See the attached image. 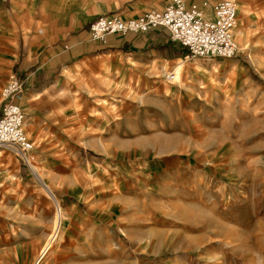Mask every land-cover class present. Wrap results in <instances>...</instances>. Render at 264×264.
<instances>
[{
  "label": "rangeland",
  "instance_id": "obj_1",
  "mask_svg": "<svg viewBox=\"0 0 264 264\" xmlns=\"http://www.w3.org/2000/svg\"><path fill=\"white\" fill-rule=\"evenodd\" d=\"M128 3L164 0H0V114L28 55L47 68L22 98L37 170L0 146V264H264V0L232 58L58 49Z\"/></svg>",
  "mask_w": 264,
  "mask_h": 264
},
{
  "label": "built area",
  "instance_id": "obj_2",
  "mask_svg": "<svg viewBox=\"0 0 264 264\" xmlns=\"http://www.w3.org/2000/svg\"><path fill=\"white\" fill-rule=\"evenodd\" d=\"M243 1L217 0L210 4L207 0H166L162 8H152L136 17L98 15L90 21L89 33L92 40L106 43L112 34H144L162 28L172 41L186 47L191 56L232 58L239 51L234 34ZM24 91V79L11 75L3 92L0 146L33 165L35 147L25 131V111L19 103Z\"/></svg>",
  "mask_w": 264,
  "mask_h": 264
},
{
  "label": "crops",
  "instance_id": "obj_3",
  "mask_svg": "<svg viewBox=\"0 0 264 264\" xmlns=\"http://www.w3.org/2000/svg\"><path fill=\"white\" fill-rule=\"evenodd\" d=\"M187 2L197 1V0H186ZM210 4L216 2L217 0H207ZM166 0H164L165 4ZM164 4L160 7L162 8ZM149 4H146V7ZM152 9V8H151ZM150 10V9H149ZM140 11H142L139 4L136 3H128L123 9L119 12H108V13H116L124 18L136 17L139 16ZM148 11V10H147ZM144 13V12H143ZM106 14V13H105ZM93 17L92 19H94ZM90 19L88 23L84 24V28H79V32L73 33L69 36H65L61 41L62 43L59 45L58 49H62L63 45H65L68 50L69 58H78L84 54H92L95 56H103L110 55L112 53H136L137 51H142L144 54L151 56V58L158 60H168L174 56L175 50L174 46L178 43L172 41L164 29H156L148 33L144 34H128V35H120V34H112L107 37V42L102 43L99 41L92 40L89 33V23L92 20ZM81 29V30H80ZM180 45V44H178ZM182 49L187 50L186 47L180 45ZM61 51H59L60 53ZM63 53V52H61ZM38 63V62H37ZM35 65L33 61V56H27L25 60L20 65L21 70L27 72L25 77H22L25 81V91L23 95L19 99V103L23 106V97L26 95L28 90L27 85L33 84L37 80V77L40 73L47 71L46 66L40 64L36 66L33 71L30 68ZM30 69V70H29Z\"/></svg>",
  "mask_w": 264,
  "mask_h": 264
},
{
  "label": "bare ground",
  "instance_id": "obj_4",
  "mask_svg": "<svg viewBox=\"0 0 264 264\" xmlns=\"http://www.w3.org/2000/svg\"><path fill=\"white\" fill-rule=\"evenodd\" d=\"M214 3V2H213ZM236 30V29H235ZM178 70H180V65H175V71H173L172 73L176 74L175 72H177ZM177 77V76H176ZM33 169L37 170V167L33 164ZM37 176V174H36ZM51 194V193H50ZM54 197V195H53ZM57 204V203H56ZM59 208V207H58ZM58 210V209H57ZM59 211V210H58ZM63 222V212L62 209L60 210L59 214H57V217L55 219V228L57 229ZM55 241V232L54 234H52L50 241H48L42 251V256L43 254H45L49 248H51V245L53 244V242ZM41 257V256H40ZM38 261V260H37ZM39 263V262H38ZM37 264V262H36Z\"/></svg>",
  "mask_w": 264,
  "mask_h": 264
}]
</instances>
